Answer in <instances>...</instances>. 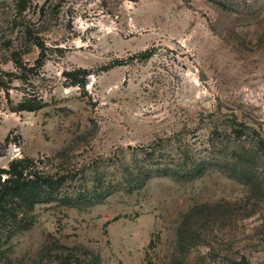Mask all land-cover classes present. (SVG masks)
Listing matches in <instances>:
<instances>
[{"label": "rangeland", "instance_id": "1", "mask_svg": "<svg viewBox=\"0 0 264 264\" xmlns=\"http://www.w3.org/2000/svg\"><path fill=\"white\" fill-rule=\"evenodd\" d=\"M259 140L264 0H0V264H264Z\"/></svg>", "mask_w": 264, "mask_h": 264}, {"label": "trees", "instance_id": "2", "mask_svg": "<svg viewBox=\"0 0 264 264\" xmlns=\"http://www.w3.org/2000/svg\"><path fill=\"white\" fill-rule=\"evenodd\" d=\"M259 145L264 151V141L263 140H259ZM145 177H147V175H145ZM144 178H141V176L138 173L135 174L134 177H132L130 179V184H131L130 188H133L138 183H141ZM4 181H6V180H4ZM14 188L19 189L21 191H24V194L28 193V191H27V189H25V187L20 186V185L17 186L16 182H14ZM37 200H41V199L38 197ZM62 201L67 203V204L76 205V204L82 203L83 201H85V199L83 197L73 196V197H65L62 199ZM20 220H21V221H19L20 223L22 222V220H24L23 223H21V224H23L22 226L27 227L30 225V221L25 218V215L20 217Z\"/></svg>", "mask_w": 264, "mask_h": 264}]
</instances>
